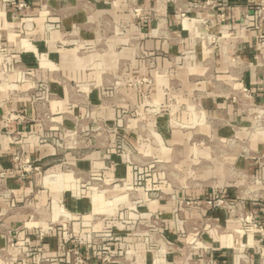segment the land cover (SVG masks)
I'll return each mask as SVG.
<instances>
[{
  "label": "crops",
  "instance_id": "crops-1",
  "mask_svg": "<svg viewBox=\"0 0 264 264\" xmlns=\"http://www.w3.org/2000/svg\"><path fill=\"white\" fill-rule=\"evenodd\" d=\"M4 1L0 183L12 197L0 196V264H69L68 252L87 264L103 252L108 264H264L259 0H23L21 13ZM13 112L39 115L9 125L18 142L4 129ZM16 152L43 174L13 173ZM217 199L233 216L206 205ZM29 215L57 226L39 239ZM109 235L102 251L92 244Z\"/></svg>",
  "mask_w": 264,
  "mask_h": 264
},
{
  "label": "built area",
  "instance_id": "built-area-1",
  "mask_svg": "<svg viewBox=\"0 0 264 264\" xmlns=\"http://www.w3.org/2000/svg\"><path fill=\"white\" fill-rule=\"evenodd\" d=\"M6 6H10L14 9L15 12L21 13L24 12L25 10H27L28 8V4L23 1V0H5L4 1ZM259 10L260 12L264 13V0H259ZM208 20H204L203 22V27L206 28L208 27ZM210 41H215V38L212 36L208 37ZM243 91V95L247 98L249 97V92L246 89H242ZM233 101H236V97L232 98ZM146 101V105L148 108L152 107L151 104H149L148 100L145 98ZM39 115L36 116L35 119H32L30 117L25 116L22 112H13L8 114L5 118H4V129H5V133L11 138V140L13 142H18L20 141V138L17 134H13L11 133L8 128L9 125L13 122H18L21 124H29V123H33V122H37L39 121L38 118ZM127 116V112L123 111L121 117L124 119ZM30 137H26V138H22L21 140L23 142H28L31 143L32 141H30L29 139ZM59 141L57 139L52 138L51 139V143L54 146H60V144L58 143ZM11 162H12V172L15 173L18 177L20 178H30L32 176H37V175H42L44 170H43V166L41 164H39L36 160H33L31 158H27L25 156H23L22 154H20L19 152H16L15 154L12 155L11 158ZM5 177V173L2 172L0 173V178L3 179ZM0 196L1 197H5V198H11L12 194H11V190H9L8 188H5V186L3 185V183H0ZM184 204L186 206H191V207H195L200 205V203L198 201H185ZM206 205L209 206L210 208H216V207H221L227 210V212L232 215V208L233 206L231 204H229L228 202H226L225 200L222 199H217V200H212V201H207ZM238 219L246 224H250L251 226H253V228H260L252 219V217L248 216V215H243L238 217ZM34 223V231L36 236L39 239H43L45 236H47L49 233H51L55 226H57L56 224H49L46 225L44 227L40 226L41 222H37L35 221V218L33 215H29V220L27 222V224H33ZM66 234L62 237L63 241L69 242L70 240V234H69V229L66 230ZM114 241V238L112 236H102V237H96L94 236L92 238V244L99 247L100 251H102V245L106 242H112ZM69 253V264H87L86 261L84 260V258H82L79 254L75 253V252H68ZM122 253L124 255L127 254V251L122 250ZM114 259V257L110 254H107L105 252L101 253V257H100V264H108L110 263L112 260ZM205 264H213V261L211 260L210 257H207L205 259Z\"/></svg>",
  "mask_w": 264,
  "mask_h": 264
},
{
  "label": "rangeland",
  "instance_id": "rangeland-1",
  "mask_svg": "<svg viewBox=\"0 0 264 264\" xmlns=\"http://www.w3.org/2000/svg\"><path fill=\"white\" fill-rule=\"evenodd\" d=\"M15 71H19V69L16 70L15 66H11V68H9L8 70V74L12 73V72H15ZM20 72L23 73V77L25 80H29L30 79V76L26 73V71H24V68H22V71L20 70ZM19 85V84H18ZM17 84H12L11 86L8 87V90H10L11 92L15 93L17 88H19ZM21 85V84H20ZM24 85V84H23ZM43 87V86H42ZM58 140V139H57ZM59 144L62 146V142L60 140H58ZM57 146V145H56ZM120 150L121 151H126L125 148L123 146H120ZM115 186H118L120 185V187H122V184H119V183H115L114 184ZM113 187V185H105L103 188L106 189V188H111Z\"/></svg>",
  "mask_w": 264,
  "mask_h": 264
}]
</instances>
